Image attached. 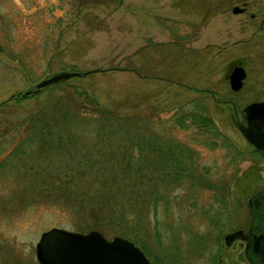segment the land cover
<instances>
[{
    "label": "rangeland",
    "instance_id": "rangeland-1",
    "mask_svg": "<svg viewBox=\"0 0 264 264\" xmlns=\"http://www.w3.org/2000/svg\"><path fill=\"white\" fill-rule=\"evenodd\" d=\"M157 17L170 20L167 29ZM142 47L149 52H138ZM231 62L244 68L241 90L231 91L224 76ZM60 70L87 75L57 82V90L51 84L0 114V264H39L34 244L54 226L98 231L109 240L130 236L149 264H249L244 242L227 248L223 236L247 231L248 198L264 187V156L231 117L264 102V0H0V102ZM75 86L107 110L132 116L135 131L150 136V159H164L157 145L173 150L167 153L179 156L181 184L174 177L165 187L152 180L134 188L121 178L112 183L107 166L95 170L100 160L80 170L85 158L77 151L11 155L20 149L9 139L16 133L6 134L9 126L47 106L61 87ZM69 88L63 94L73 97ZM195 112L210 118L213 130L192 124L187 114ZM183 115L181 127L176 119ZM68 183L109 208L132 207V216L128 222L87 210L71 216L67 202L52 198Z\"/></svg>",
    "mask_w": 264,
    "mask_h": 264
},
{
    "label": "trees",
    "instance_id": "trees-1",
    "mask_svg": "<svg viewBox=\"0 0 264 264\" xmlns=\"http://www.w3.org/2000/svg\"><path fill=\"white\" fill-rule=\"evenodd\" d=\"M87 1L91 3L94 0ZM157 18L163 20V24L167 29V22L170 20H165V18L160 17ZM173 41L170 42V44L175 45V43H178V47L180 46L179 40L178 42H176V40ZM158 45L161 44L158 43ZM165 45L166 44L161 45L164 46L163 49H167ZM168 48L169 50H174L173 47ZM144 49L148 50L142 47L138 49V52ZM179 49L176 48L174 54L179 52ZM173 69L174 68H172L171 71H173ZM153 75L154 74H149L146 77L148 78ZM59 86H61V83H57L52 89L57 90ZM68 88L61 87V94L59 96L56 94L58 97L52 102H49L47 106L44 105L39 107L38 110L24 115L18 122H13L9 126L6 134L8 135V133L11 132L16 133L13 135L9 134V139L15 140V145L13 146L15 150L20 149L19 152L11 150L10 152L13 151L12 153L9 152L11 155L13 153H23L30 156L36 148L38 149L37 154L34 153L33 155L37 156H49L53 151L58 152L60 155L72 154L73 151H77V156L79 158H85L82 163L85 167L80 168V170L84 169L91 171L95 167L94 164L100 160L95 170H102L107 166L106 169H110L108 175L112 183L121 178L122 181L125 180L130 182L131 187L134 188L137 187V185H145L144 183L147 184L152 180L155 185L158 184L159 186L165 187L167 183L166 180L169 177H174L172 180L178 182V186L181 184V179L177 177L183 169L181 166L182 163L177 160L179 156L174 154V156H172V154L167 153H174L173 150L166 148L165 151V149L162 150L160 146L157 145L155 146L156 152H159L161 156L164 154V159L158 158L157 156L156 158L154 157V159H150L147 149L150 145V143L147 142V138L150 136L146 138L142 132L135 131V129H137V122L133 121L132 116L130 117L128 114L119 116L118 113L107 110V108L96 103L93 96L87 94L83 86H75L74 90L70 87L69 89H71L74 96H66L63 93H66ZM41 91L27 97L21 94H16L15 96L11 95L6 101L0 102V114L12 113L13 104L15 105L23 99L33 96L36 97ZM49 92L51 93V91ZM51 95L52 97L55 96L52 93ZM187 117L191 119L192 124L199 125L200 129L207 132L213 130V122H211V119L206 116H200L199 112L192 114L188 113ZM184 118L185 116L183 115L180 119L179 117L176 119V123L181 127L182 122L185 120ZM141 120L143 119L141 118ZM108 125L110 128L106 127ZM76 132L83 133L87 139H84V142H79L77 136L74 135ZM156 139L161 140L163 138L156 135ZM122 143L124 144L121 147ZM114 145L120 148V153L114 151ZM211 146L214 147V144H211ZM84 150H87L88 155L83 153ZM153 152L156 153L155 151ZM90 154L92 157H89ZM107 154L109 155L103 158V156ZM10 160L12 162L13 159L10 158ZM169 166L170 171H168ZM112 169L118 170L121 177H117L114 172H111ZM111 197L112 201H114L116 195L111 194ZM52 198L67 202V207L65 208L71 212V216L83 213L87 210L91 214V217L94 218L95 216H103L104 218L105 216L111 217V215H117L123 218V221L127 220L128 222L133 212L132 207L125 210L123 207L109 208L108 205L104 204L105 201H101L99 200L100 198L95 196L94 192L86 191L80 193L78 192V188L72 184L70 185V183H68L62 191L53 193ZM132 219L135 218L133 217ZM126 237H128L127 240H132L130 236ZM140 250L142 252L144 251L141 248Z\"/></svg>",
    "mask_w": 264,
    "mask_h": 264
},
{
    "label": "water",
    "instance_id": "water-1",
    "mask_svg": "<svg viewBox=\"0 0 264 264\" xmlns=\"http://www.w3.org/2000/svg\"><path fill=\"white\" fill-rule=\"evenodd\" d=\"M240 10L236 7L231 9L236 14ZM243 69L242 66H235L228 74L227 82L232 91L242 89V80L246 77ZM82 74L60 70L37 81L33 89L18 92L17 95L27 97L51 84ZM239 114L242 120L232 117V123L254 149L264 153V102L247 104ZM247 209L251 222L248 231L226 234L223 241L228 248L235 239L244 240V258L249 264H264V188L248 198ZM37 240L34 259L39 264H149L146 255L132 242L119 236L108 240L98 231L82 234L54 227L40 233Z\"/></svg>",
    "mask_w": 264,
    "mask_h": 264
},
{
    "label": "flooded vegetation",
    "instance_id": "flooded-vegetation-1",
    "mask_svg": "<svg viewBox=\"0 0 264 264\" xmlns=\"http://www.w3.org/2000/svg\"><path fill=\"white\" fill-rule=\"evenodd\" d=\"M241 9V8H240ZM240 12H243V9L242 10H240L239 11V13ZM238 13V14H239ZM237 63V62H236ZM227 67L225 68V70L223 71V72H225V74H224V76L225 77H227V79H228V74H230V72H231V70L235 67V66H239V65H237V64H235L234 62H231V63H229V64H227L226 65ZM240 67V66H239ZM247 105V104H246ZM243 107H245V105L243 106ZM243 109V108H242ZM231 117H233V118H235L236 120L238 119V120H242V117L240 116V114H239V112L238 113H235V114H233V116H231ZM257 152H259L258 150H257ZM263 156H264V153L263 152H260ZM264 188V187H263ZM262 190V189H261ZM251 223V222H250ZM248 228H249V226H248ZM248 228H247V231H248ZM246 244V242H244V245Z\"/></svg>",
    "mask_w": 264,
    "mask_h": 264
}]
</instances>
